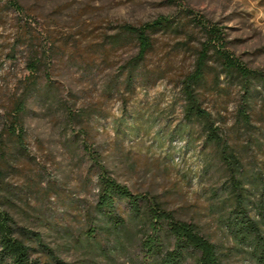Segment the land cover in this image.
I'll return each mask as SVG.
<instances>
[{"label": "rangeland", "instance_id": "obj_1", "mask_svg": "<svg viewBox=\"0 0 264 264\" xmlns=\"http://www.w3.org/2000/svg\"><path fill=\"white\" fill-rule=\"evenodd\" d=\"M161 17L173 28L153 35L154 49L128 84L139 45L122 27ZM200 22L220 30L225 49L243 66L264 73V0H0L4 210L29 243L45 251V263L139 264L134 257H91L72 243V233L87 230L85 216L98 195L92 162L80 146L85 141L120 183L155 196L177 218L195 224L227 264H256L211 213L209 192L224 172L217 165L212 180L205 175L198 158L203 125L184 120L183 82L207 41ZM36 55L42 65L35 77L29 66ZM220 63L212 53L198 93L259 176L264 195V88L247 89ZM20 102L25 111L18 120ZM244 110L249 125L242 123ZM72 115H80L77 127ZM37 234L48 250L36 244Z\"/></svg>", "mask_w": 264, "mask_h": 264}, {"label": "trees", "instance_id": "obj_2", "mask_svg": "<svg viewBox=\"0 0 264 264\" xmlns=\"http://www.w3.org/2000/svg\"><path fill=\"white\" fill-rule=\"evenodd\" d=\"M12 4L16 12L24 13L18 1ZM199 24L206 32L207 41L201 46L193 73L183 82L184 120L203 125V145L198 158L205 175L212 180L211 173L217 165L224 172L223 182L209 192L211 213L217 217L229 238L248 250L251 260L264 264V195L260 193L259 176L247 168L244 154L231 143L218 121L204 107L198 93L204 85L212 53L218 56L226 73L236 74L248 83L245 85L247 89L258 83L264 88V73L247 69L233 57L225 49V40L218 28ZM172 28V21L165 17L140 27H122V31L134 36L139 45L128 84L154 49L153 35ZM34 57L29 70L36 77L42 61L39 55ZM247 94L248 100L254 96L252 90ZM24 111L25 102H20L18 120ZM79 116L71 117L70 123L75 127L80 125ZM241 116L242 123L249 125L250 117L246 110L241 112ZM17 130L13 128L12 134L16 136ZM80 144L92 162L91 168L98 180V195L93 210L85 216L87 230L70 235L75 246L83 248L91 257H105L109 261L134 257L139 259V264H227L219 246L204 236L195 224L177 218L155 196L136 193L120 183L103 163L99 152L85 141ZM4 185L5 169L0 166V264H47L40 256L45 251L31 245L29 236L4 210ZM254 210L256 215H253ZM35 236L36 244L48 250L43 237Z\"/></svg>", "mask_w": 264, "mask_h": 264}]
</instances>
